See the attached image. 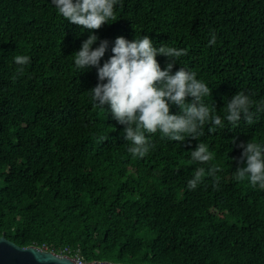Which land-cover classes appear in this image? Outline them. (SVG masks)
I'll return each mask as SVG.
<instances>
[{
    "label": "trees",
    "instance_id": "16d2710c",
    "mask_svg": "<svg viewBox=\"0 0 264 264\" xmlns=\"http://www.w3.org/2000/svg\"><path fill=\"white\" fill-rule=\"evenodd\" d=\"M115 15L92 33L93 48L108 41L100 65L119 36L187 49L173 72L194 71L212 89L204 102L223 128L183 144L157 132L149 154L133 157L108 106H94L96 68L74 65L89 31L51 0H0V236L68 247L88 263L264 264V190L237 179L243 149L231 144L264 146V111L252 125L224 119L238 91L264 103V0H121ZM17 55L30 57L22 74ZM156 59L163 69L167 58ZM198 142L220 180L189 190Z\"/></svg>",
    "mask_w": 264,
    "mask_h": 264
},
{
    "label": "clouds",
    "instance_id": "9594fccd",
    "mask_svg": "<svg viewBox=\"0 0 264 264\" xmlns=\"http://www.w3.org/2000/svg\"><path fill=\"white\" fill-rule=\"evenodd\" d=\"M51 3L65 21L89 31L80 49L72 54L74 65L82 72L96 68L98 82L88 90L94 106H108L112 118L123 126V138L130 142L127 151L133 157L144 158L149 154L154 147L150 137L157 132L162 138L183 144L188 138L199 141L206 125L209 133L215 132L217 127L223 128L221 116L214 114L215 107L210 108L204 102L205 97H211L212 89L197 79L194 71L179 67L173 72L179 58L187 55V49L163 44L155 47L148 35L132 41L119 36L111 55L100 65L108 50V41L100 40L99 46L93 48L99 38L92 33L109 24V20L117 21L115 9L121 0H51ZM215 42L213 33L209 44ZM157 56L167 58L163 69ZM14 62L20 66L18 72L22 74L30 57L17 55ZM173 106L178 109L176 114L171 113ZM254 106L255 112L252 111ZM261 111H264V103L256 104L249 95L238 91L228 101L224 119L233 128L238 127L241 120L252 125L256 113ZM231 144L243 149L238 160L242 166L235 170L237 179H247L253 188L258 186L264 190V146L250 141L237 143L236 137ZM190 153L192 163L199 166L187 181V188L196 190L206 176L218 184L219 165L207 169L202 166L214 159L208 147L198 142Z\"/></svg>",
    "mask_w": 264,
    "mask_h": 264
},
{
    "label": "water",
    "instance_id": "95a60500",
    "mask_svg": "<svg viewBox=\"0 0 264 264\" xmlns=\"http://www.w3.org/2000/svg\"><path fill=\"white\" fill-rule=\"evenodd\" d=\"M59 256L50 251L34 246L21 247L0 236V264H75L66 256ZM88 264H113L110 262H92Z\"/></svg>",
    "mask_w": 264,
    "mask_h": 264
},
{
    "label": "built area",
    "instance_id": "2783aa9c",
    "mask_svg": "<svg viewBox=\"0 0 264 264\" xmlns=\"http://www.w3.org/2000/svg\"><path fill=\"white\" fill-rule=\"evenodd\" d=\"M37 248L41 250L50 251L59 256H66L70 258L75 264H88V262H86L80 255H78L77 253L73 254L72 250H70V248L68 247H64L63 249H60L59 251L49 249L46 245H43L42 247H37Z\"/></svg>",
    "mask_w": 264,
    "mask_h": 264
}]
</instances>
